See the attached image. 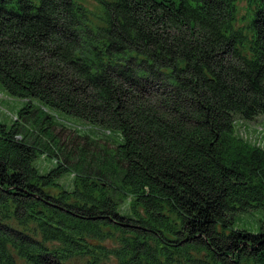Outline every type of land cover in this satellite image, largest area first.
Listing matches in <instances>:
<instances>
[{
  "label": "trees",
  "instance_id": "trees-1",
  "mask_svg": "<svg viewBox=\"0 0 264 264\" xmlns=\"http://www.w3.org/2000/svg\"><path fill=\"white\" fill-rule=\"evenodd\" d=\"M85 1L0 0V264H264V0Z\"/></svg>",
  "mask_w": 264,
  "mask_h": 264
},
{
  "label": "rangeland",
  "instance_id": "rangeland-1",
  "mask_svg": "<svg viewBox=\"0 0 264 264\" xmlns=\"http://www.w3.org/2000/svg\"><path fill=\"white\" fill-rule=\"evenodd\" d=\"M85 5L94 9V4L90 0L85 1ZM243 3H238L240 14L243 12ZM26 101L13 99L8 96L4 88L0 84V124L10 126L17 116L18 112L25 107ZM56 119L60 121L68 130H74L82 135H88L93 139L108 137L107 132L102 129L92 127L78 118L67 116L61 113H55ZM66 130L67 132H69ZM236 133L244 139L264 147V117H258L253 121H237L235 125ZM34 167L41 175H46L56 167L55 160L46 156H38L34 163ZM73 178L71 175H64L59 184L63 185L65 189L70 190ZM233 229L246 231L249 233H259L264 228V210L250 209L244 212H237L233 218Z\"/></svg>",
  "mask_w": 264,
  "mask_h": 264
}]
</instances>
